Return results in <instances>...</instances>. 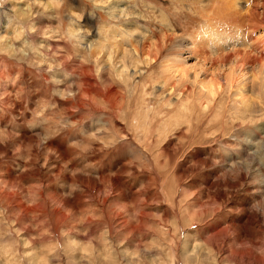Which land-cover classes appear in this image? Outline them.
<instances>
[{"label": "rangeland", "instance_id": "1", "mask_svg": "<svg viewBox=\"0 0 264 264\" xmlns=\"http://www.w3.org/2000/svg\"><path fill=\"white\" fill-rule=\"evenodd\" d=\"M201 7L0 0V264H264V112L164 80L222 53Z\"/></svg>", "mask_w": 264, "mask_h": 264}, {"label": "bare ground", "instance_id": "2", "mask_svg": "<svg viewBox=\"0 0 264 264\" xmlns=\"http://www.w3.org/2000/svg\"><path fill=\"white\" fill-rule=\"evenodd\" d=\"M200 1L202 3V14H204L205 19L208 20L207 27L210 23H213V25L214 23H216V25L218 24L217 26H219L220 24V26H222L228 32L226 34L228 37L231 35V33H237L238 35L242 30L247 31L249 29L250 31L248 30V33L246 32V34L241 33L239 35V38L233 36L229 39H226V36L225 40H223L222 42L223 46H221L222 53L214 55L212 58L208 57V60L211 59L209 62L210 69L215 66L217 67L216 69L219 70L221 68L222 70L225 64L232 60L230 64L231 66L228 69H226V67V71L222 73L220 72V70L219 72L221 74L219 75H214L215 73L212 72L208 74L210 70L208 69V67H206V63L208 62V60L206 59L207 57L202 60V64L201 66L199 65L200 67L198 66V69L192 68V71L190 70L191 68L186 69L185 65L187 57H185L184 54L185 51L189 50V48H193V46L189 47L188 45H185L184 42H180L177 46L178 49H180V52L177 54H172L169 57L165 56V65L161 62L162 65H164V69L162 70H164V73L168 74V78H165L164 80L166 81V83L168 82L167 84L170 85V89L173 92L179 91L180 96L182 97L183 95V98L185 97V99L187 97L186 95L190 91V86L195 88L199 97L198 101H196L199 103V106L197 105V107H201V109L207 108V106L209 105V98L214 99L215 97H221L225 92H228L231 107H233L234 110H236L238 113H241V126L247 127L249 125H253L255 120L252 118V116L264 112V0ZM211 24L209 25L210 28H208L209 31L210 29L212 30ZM213 27L218 28L216 26ZM257 28H260V34L256 35V33H258V31L256 30ZM203 31L204 30L202 29L201 32H199L200 36L203 35ZM206 31L207 29H205L204 33H209ZM210 33L213 34V32ZM214 35L216 36L217 41H220V38L218 39L217 35ZM213 36L211 38V42H213L214 44L216 43L217 45V42H214L216 40L215 36L214 38ZM201 38L202 37H200L199 39ZM169 39L170 37L164 36L163 41L168 42ZM220 42L219 44H221ZM224 45H227L226 48L224 47ZM199 47L201 48L200 52L197 51V53L199 52V54H202V52H206L207 54V52L209 51L215 52L216 54V52L218 51L214 49H207V47L205 46ZM224 49L231 50L228 52H224ZM158 50H161L160 47L158 48ZM215 70L213 71L215 72ZM219 72L217 71V73ZM191 92L193 93V89ZM202 100L207 101L205 104H203L201 102ZM179 103L183 105L184 108L182 111H184L185 113L186 111H190L191 109H193V106L187 107V109H185L186 104L182 102ZM177 111L180 112V109ZM184 112H182L183 115ZM258 130L260 132L263 130V128ZM259 146L261 147L258 148V151L263 150L264 145L260 143ZM258 151H252V153L250 152V154L254 155L256 152L258 153ZM263 165L261 164V166Z\"/></svg>", "mask_w": 264, "mask_h": 264}]
</instances>
